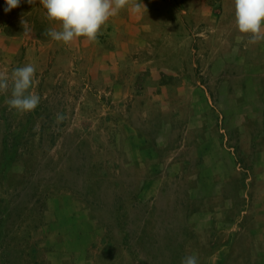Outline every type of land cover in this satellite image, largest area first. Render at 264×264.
<instances>
[{"label": "rangeland", "instance_id": "rangeland-1", "mask_svg": "<svg viewBox=\"0 0 264 264\" xmlns=\"http://www.w3.org/2000/svg\"><path fill=\"white\" fill-rule=\"evenodd\" d=\"M143 3L65 44L0 0V264H264L263 41L235 0Z\"/></svg>", "mask_w": 264, "mask_h": 264}, {"label": "clouds", "instance_id": "clouds-1", "mask_svg": "<svg viewBox=\"0 0 264 264\" xmlns=\"http://www.w3.org/2000/svg\"><path fill=\"white\" fill-rule=\"evenodd\" d=\"M34 4L37 0H5V12L19 7L22 3ZM127 0H39L46 10L50 22H57L60 28H49L46 35L52 40L68 44L74 39L85 37L95 42L109 19L125 7ZM143 3V0H142ZM143 5H145L143 3ZM141 3L132 5L133 11H139ZM235 22L241 33H250L253 41L262 39L264 28V0H235ZM37 68L28 63L12 70V92L7 100L10 107L21 112H31L39 105L41 97L29 91L34 83ZM9 86L8 77L0 73V91ZM63 114L57 119L62 121ZM181 264H199L196 255L185 256Z\"/></svg>", "mask_w": 264, "mask_h": 264}, {"label": "crops", "instance_id": "crops-1", "mask_svg": "<svg viewBox=\"0 0 264 264\" xmlns=\"http://www.w3.org/2000/svg\"><path fill=\"white\" fill-rule=\"evenodd\" d=\"M264 32V28H262V30H261V33H263ZM245 34V33H244ZM246 35L247 36H250V35H252V34H250V33H246ZM262 37V36H261ZM261 41H263V43H260V44H258V45H263V47H264V38H262V40Z\"/></svg>", "mask_w": 264, "mask_h": 264}]
</instances>
